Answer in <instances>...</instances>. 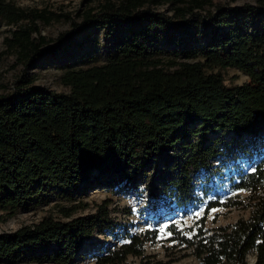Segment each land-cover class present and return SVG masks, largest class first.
I'll use <instances>...</instances> for the list:
<instances>
[{"label": "trees", "instance_id": "trees-1", "mask_svg": "<svg viewBox=\"0 0 264 264\" xmlns=\"http://www.w3.org/2000/svg\"><path fill=\"white\" fill-rule=\"evenodd\" d=\"M61 16L68 14L0 0V21L14 25L4 45L16 62L30 65L56 55L58 47H45L51 38L37 23ZM79 16L78 22L67 18L71 29L58 40L104 24L118 33L113 49L100 63L67 66L60 75L67 92L22 81L15 93L0 94V209L13 213L52 192L72 200L100 183L130 185L153 173L158 191L177 209L201 199L206 210L249 209L228 225L201 223L191 236L171 228L173 238L191 248L194 264H264L262 145L250 148H261L253 166L230 177L231 189L248 192L244 204L234 199L238 194L198 198L193 182L212 166L221 135L264 142V0H104ZM199 35L204 42L196 44ZM227 66L247 80L225 84L213 69ZM62 212L70 217L72 209ZM107 218L103 207L68 220L45 215L1 232L0 260L30 255L66 264ZM154 235L126 230L123 241L90 264H161L144 254Z\"/></svg>", "mask_w": 264, "mask_h": 264}, {"label": "rangeland", "instance_id": "rangeland-1", "mask_svg": "<svg viewBox=\"0 0 264 264\" xmlns=\"http://www.w3.org/2000/svg\"><path fill=\"white\" fill-rule=\"evenodd\" d=\"M25 8H44L68 17L81 20L79 16L88 8H97L104 0H5ZM216 3L230 5L253 3L255 0H213ZM166 5L158 8L163 9ZM96 10V9H95ZM67 17V18H68ZM61 16L49 23L38 21L41 34L51 38L45 47H58L56 55H46L38 58L35 63L23 65L16 62L15 53L4 45V38L10 33L14 25L0 21V94L15 93L16 87L24 81L34 85L45 86L59 92H67L68 87L60 81V75L67 66H86L104 61L113 49L116 34H110L104 24H91L69 39L58 40L60 32L70 30V20ZM122 34L124 30L120 31ZM119 32V33H120ZM203 35L196 38L195 43H203ZM44 47V48H45ZM222 76L225 84H241L247 80V75L236 67L227 66L214 68ZM23 81V82H22ZM218 142L219 154L212 161V166L202 169L193 177L194 192L198 198L220 196L227 200L238 194L243 204L246 202V190L231 189V176L238 171L249 170L261 148L255 152L250 149L253 144L264 148L257 141L246 144L245 138L238 141L232 134H223ZM263 152V151H262ZM154 168L161 167L155 165ZM88 189L75 199H64L52 192L30 205L20 206L13 213L0 209V233L14 231L22 225L38 222L45 215H52L62 220L77 216H88L98 213L100 208H106L107 220L104 226H97L73 259L66 264H90L95 256L107 248L119 244L124 239V232H144L150 230L155 233L152 239L144 243V254L150 260H158L161 264H194L197 260L191 254V248L185 243H179L170 232L175 228L185 236L197 232L202 223L204 228L233 223L239 217H247L249 209L246 207H212L204 208L203 199L194 205H188L180 210L173 203H168L167 196L157 189V180L151 173L130 185L124 182L109 186ZM63 207H70V217H65ZM166 226V227H165ZM152 234V233H151ZM130 260H138L129 257ZM249 263H253L254 254H247ZM0 264H59L50 260H40L30 255H23L17 259H2Z\"/></svg>", "mask_w": 264, "mask_h": 264}, {"label": "snow or ice", "instance_id": "snow-or-ice-1", "mask_svg": "<svg viewBox=\"0 0 264 264\" xmlns=\"http://www.w3.org/2000/svg\"><path fill=\"white\" fill-rule=\"evenodd\" d=\"M166 227V226H165Z\"/></svg>", "mask_w": 264, "mask_h": 264}]
</instances>
